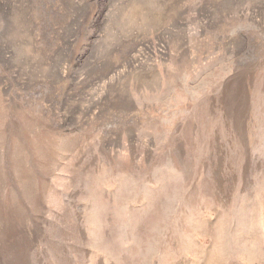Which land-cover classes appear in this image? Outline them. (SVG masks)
Here are the masks:
<instances>
[{
  "label": "rangeland",
  "instance_id": "1",
  "mask_svg": "<svg viewBox=\"0 0 264 264\" xmlns=\"http://www.w3.org/2000/svg\"><path fill=\"white\" fill-rule=\"evenodd\" d=\"M0 264H264V0H0Z\"/></svg>",
  "mask_w": 264,
  "mask_h": 264
}]
</instances>
